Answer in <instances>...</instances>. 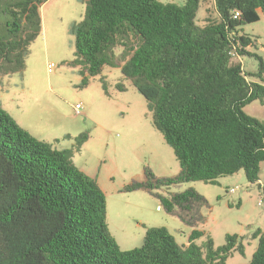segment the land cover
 Masks as SVG:
<instances>
[{
	"label": "trees",
	"instance_id": "1",
	"mask_svg": "<svg viewBox=\"0 0 264 264\" xmlns=\"http://www.w3.org/2000/svg\"><path fill=\"white\" fill-rule=\"evenodd\" d=\"M46 1L0 0V77L24 70ZM200 1L86 0L82 21L72 26L75 59L69 64L80 66L81 85L104 66L119 68L146 101L152 126L180 168L164 180L145 168L144 181L122 192L216 184L240 170L248 183L259 181L264 122L244 108L254 101L264 107V62L249 51L254 40L241 31L259 20L264 0H213L217 21L197 27ZM130 38L135 44L128 46ZM117 46L127 50L121 65L113 53ZM235 56L253 57L257 72L245 73ZM87 139L79 134L75 149ZM71 158L70 150L36 139L0 107V264H224L232 252L244 254L238 235H225V245L217 248L208 239L203 251L192 242L200 232L179 247L165 227H146L141 246L121 250L106 224L104 193ZM201 200L193 190L163 198L168 211L174 205L189 212ZM255 238L246 264H264V235Z\"/></svg>",
	"mask_w": 264,
	"mask_h": 264
},
{
	"label": "rangeland",
	"instance_id": "2",
	"mask_svg": "<svg viewBox=\"0 0 264 264\" xmlns=\"http://www.w3.org/2000/svg\"><path fill=\"white\" fill-rule=\"evenodd\" d=\"M158 1L183 4V0ZM85 8L86 0H47L41 5V31L28 46L24 70L0 77V107L36 139L56 150H70L74 166L97 181L105 195L106 224L119 247L125 246L123 238L129 241L125 250L141 246L150 225L165 227L179 247L186 246L191 233L198 231L201 236L192 242L203 251L208 239L217 248L225 245V235H238L244 254L232 252L224 264L248 263L257 247L255 233L264 235V162L259 182L254 184L240 170L217 179L216 184L199 181L160 186L152 192H122L125 185L145 179V168L160 180L177 176L180 168L172 149L152 126L146 101L119 68L104 66L98 76H85L88 83L81 85L80 66L69 62L75 59L72 26L82 21ZM217 19L213 0H201L195 26ZM241 33L254 40L249 51L264 62V13H259L257 22L242 26ZM130 40L127 45H134V39ZM123 51L127 52L120 46L113 50L119 65L124 61ZM232 61L240 63L245 73L257 72L253 57L235 56ZM48 64L53 65L50 72ZM75 105L80 107L79 114ZM244 112L264 122L259 101L250 103ZM81 133L88 139L76 150L75 138ZM186 190L195 191L202 200L189 212L177 211L174 205L168 211L163 198L169 200Z\"/></svg>",
	"mask_w": 264,
	"mask_h": 264
},
{
	"label": "crops",
	"instance_id": "3",
	"mask_svg": "<svg viewBox=\"0 0 264 264\" xmlns=\"http://www.w3.org/2000/svg\"><path fill=\"white\" fill-rule=\"evenodd\" d=\"M16 123H17V122H16ZM18 125H19V124H18ZM19 126H20V125H19ZM20 127H21V126H20ZM23 129H24V128H23ZM26 131H27V130H26ZM143 181H144V180H143ZM96 182H97V181H96ZM141 182H142V181H141ZM258 182H259V181H258ZM156 210L159 211V212L161 211L158 207H156ZM150 226H151V227H155V225H150ZM150 226H149V227H150ZM142 239H143V237H142ZM128 242H129V241L127 240V238H123V239H122V244H124L125 246H124V248H122V247L120 246V249H122V250L127 249V248H126V245H127Z\"/></svg>",
	"mask_w": 264,
	"mask_h": 264
},
{
	"label": "built area",
	"instance_id": "4",
	"mask_svg": "<svg viewBox=\"0 0 264 264\" xmlns=\"http://www.w3.org/2000/svg\"><path fill=\"white\" fill-rule=\"evenodd\" d=\"M52 68H53V65L52 64H48L47 65L48 72H50ZM79 109H80L79 105H75V112H76V114H79Z\"/></svg>",
	"mask_w": 264,
	"mask_h": 264
}]
</instances>
